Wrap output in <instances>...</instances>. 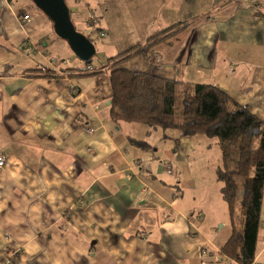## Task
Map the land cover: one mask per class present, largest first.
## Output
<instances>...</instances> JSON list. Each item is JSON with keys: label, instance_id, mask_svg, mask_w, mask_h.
Wrapping results in <instances>:
<instances>
[{"label": "crops", "instance_id": "1", "mask_svg": "<svg viewBox=\"0 0 264 264\" xmlns=\"http://www.w3.org/2000/svg\"><path fill=\"white\" fill-rule=\"evenodd\" d=\"M69 1L77 31L105 55L91 63L99 75L31 0L0 2V264H241L219 254L234 228L222 156H209L219 144L114 121L109 61L147 49L121 68L216 86L264 122V0ZM46 55L70 67L43 72ZM262 201L253 264H264Z\"/></svg>", "mask_w": 264, "mask_h": 264}, {"label": "trees", "instance_id": "2", "mask_svg": "<svg viewBox=\"0 0 264 264\" xmlns=\"http://www.w3.org/2000/svg\"><path fill=\"white\" fill-rule=\"evenodd\" d=\"M180 31L156 35L147 48ZM134 50L109 61L113 63L109 74L112 119L142 124L150 130H176L183 138L203 135L217 141L222 156L217 179L234 226L231 239L219 254L237 263L253 264L264 195V122L216 86L180 83L122 69L124 61L147 51L138 50L133 55ZM8 71L9 67L3 68L0 76ZM42 71L55 72L48 67Z\"/></svg>", "mask_w": 264, "mask_h": 264}, {"label": "water", "instance_id": "3", "mask_svg": "<svg viewBox=\"0 0 264 264\" xmlns=\"http://www.w3.org/2000/svg\"><path fill=\"white\" fill-rule=\"evenodd\" d=\"M52 23L54 32L66 41L83 63H90L97 55L95 44L84 34L77 31L66 0H31Z\"/></svg>", "mask_w": 264, "mask_h": 264}, {"label": "built area", "instance_id": "4", "mask_svg": "<svg viewBox=\"0 0 264 264\" xmlns=\"http://www.w3.org/2000/svg\"><path fill=\"white\" fill-rule=\"evenodd\" d=\"M1 1L2 0H0V2ZM21 19H22V22H27V21H29L30 16L29 15H23ZM86 21L88 23V26L94 27V28L98 27V25L100 23V20H98L96 18L95 14L92 12H89L87 14ZM99 32L103 35H106V33L102 32L101 30H99ZM38 48H39L38 46L28 45L27 46V53L30 55V54L34 53L35 51H37ZM48 64L54 71H58L60 69L59 64L57 63V60L53 57H48ZM62 65H64L65 67H70V62L69 61H63ZM86 71L92 73V72H95L96 69L90 65V66H87ZM87 132L91 134V133H93V130L88 129ZM6 163H7L6 157L2 153H0V169L5 168ZM167 167H168V174H171L170 166H167ZM201 256H202V259L210 257V255L208 254V251H206L205 249L202 250Z\"/></svg>", "mask_w": 264, "mask_h": 264}, {"label": "rangeland", "instance_id": "5", "mask_svg": "<svg viewBox=\"0 0 264 264\" xmlns=\"http://www.w3.org/2000/svg\"><path fill=\"white\" fill-rule=\"evenodd\" d=\"M66 2H67V5L69 6V9H72V6H73V3L71 2V1H69V0H66ZM72 51V50H71ZM73 55H74V57L76 58V59H78L77 57H76V55L73 53ZM104 56L105 55H102L100 52H98V54H97V56L93 59V63L94 64H99L100 62H102V61H104ZM55 58V57H54ZM79 60V59H78ZM80 61V60H79ZM80 63H81V65L83 66V67H86L87 68V64H85V63H83L82 61H80ZM161 131V130H160ZM169 132H171V131H169ZM213 139V138H212ZM215 140V139H214ZM213 150V152H215L216 153V155L215 156H213L212 154H210L209 156H210V161L212 160V161H214V159H215V161L216 160H218L219 158H220V155H221V153H220V150L218 151V154H217V150H216V148H213L212 149ZM214 158V159H213ZM207 168H209V167H207ZM208 173V172H207ZM221 184V183H220Z\"/></svg>", "mask_w": 264, "mask_h": 264}]
</instances>
